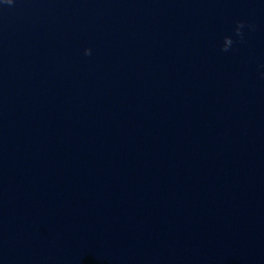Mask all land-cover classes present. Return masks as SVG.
Masks as SVG:
<instances>
[{
	"label": "water",
	"instance_id": "95a60500",
	"mask_svg": "<svg viewBox=\"0 0 264 264\" xmlns=\"http://www.w3.org/2000/svg\"><path fill=\"white\" fill-rule=\"evenodd\" d=\"M0 264H264V0H0Z\"/></svg>",
	"mask_w": 264,
	"mask_h": 264
},
{
	"label": "clouds",
	"instance_id": "9594fccd",
	"mask_svg": "<svg viewBox=\"0 0 264 264\" xmlns=\"http://www.w3.org/2000/svg\"><path fill=\"white\" fill-rule=\"evenodd\" d=\"M4 3L11 5L13 3V0H4ZM245 27L249 28L250 30L255 29L254 25L247 24L245 21L237 22L234 32H235V36L239 38V42L244 41L245 33L243 30L245 29ZM235 42L236 41H234L231 36H226L224 38V45L222 47V51L224 52L229 51ZM91 54H92V50L90 48L85 49V55L90 56Z\"/></svg>",
	"mask_w": 264,
	"mask_h": 264
}]
</instances>
